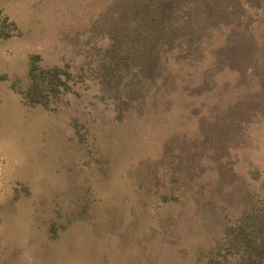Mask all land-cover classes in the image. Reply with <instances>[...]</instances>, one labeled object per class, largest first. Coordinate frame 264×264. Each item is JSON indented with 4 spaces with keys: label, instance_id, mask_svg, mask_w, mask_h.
Instances as JSON below:
<instances>
[{
    "label": "rangeland",
    "instance_id": "rangeland-1",
    "mask_svg": "<svg viewBox=\"0 0 264 264\" xmlns=\"http://www.w3.org/2000/svg\"><path fill=\"white\" fill-rule=\"evenodd\" d=\"M135 1L0 0V264L237 258L230 230L264 203V106L225 144L216 121L256 73L212 52L225 28L143 77L119 41ZM249 13L259 57L264 0Z\"/></svg>",
    "mask_w": 264,
    "mask_h": 264
},
{
    "label": "trees",
    "instance_id": "trees-1",
    "mask_svg": "<svg viewBox=\"0 0 264 264\" xmlns=\"http://www.w3.org/2000/svg\"><path fill=\"white\" fill-rule=\"evenodd\" d=\"M262 1L139 0V7L131 11L134 20L125 22L119 41L131 43V50L143 57V77L155 79L162 69L161 52L175 47L191 48L192 43L201 44L213 29L226 28L223 43L212 52H226L228 62L242 58L250 62L246 70L256 73L259 88L255 98L243 99L218 117L216 139L225 144L237 135L232 129L234 122L242 120L240 116L245 118L257 108H264L255 105L257 101L264 106V54L254 55L256 44L248 24L250 10L261 6ZM136 4L134 0L132 5ZM230 231L228 240L239 252L234 262L225 258L223 264H264V203L246 209Z\"/></svg>",
    "mask_w": 264,
    "mask_h": 264
}]
</instances>
